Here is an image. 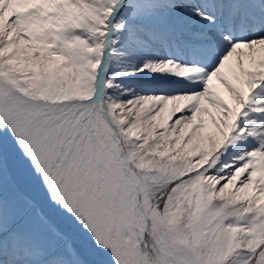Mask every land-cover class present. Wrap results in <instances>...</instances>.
Here are the masks:
<instances>
[{
    "label": "snow or ice",
    "instance_id": "1",
    "mask_svg": "<svg viewBox=\"0 0 264 264\" xmlns=\"http://www.w3.org/2000/svg\"><path fill=\"white\" fill-rule=\"evenodd\" d=\"M0 264H264V0H0Z\"/></svg>",
    "mask_w": 264,
    "mask_h": 264
}]
</instances>
